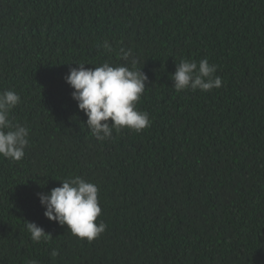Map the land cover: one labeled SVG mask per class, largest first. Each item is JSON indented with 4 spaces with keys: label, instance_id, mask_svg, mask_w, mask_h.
<instances>
[{
    "label": "trees",
    "instance_id": "trees-1",
    "mask_svg": "<svg viewBox=\"0 0 264 264\" xmlns=\"http://www.w3.org/2000/svg\"><path fill=\"white\" fill-rule=\"evenodd\" d=\"M122 48L148 78L136 107L151 123L99 141L64 77L131 68ZM205 58L222 87L177 91L180 61ZM5 90L30 145L0 157V264H264V0H0ZM77 176L107 226L91 242L38 197ZM26 221L51 237L33 242Z\"/></svg>",
    "mask_w": 264,
    "mask_h": 264
},
{
    "label": "clouds",
    "instance_id": "clouds-1",
    "mask_svg": "<svg viewBox=\"0 0 264 264\" xmlns=\"http://www.w3.org/2000/svg\"><path fill=\"white\" fill-rule=\"evenodd\" d=\"M104 48L111 51V45L105 41ZM121 58L129 61L126 65L113 66L105 62L100 66L85 68L84 63L71 67L64 77L65 82L74 90L72 98L78 108L87 116L86 126L99 141L112 138L113 129L120 131L128 128L140 132L150 126L149 115L136 107L145 91L147 76L137 69L138 60L130 49H121ZM217 66L210 64L207 58L196 61L181 60L172 74L174 88L177 91L191 89L204 92L222 87V79L215 75ZM20 96L13 90L0 92V157L20 161L29 147V129L10 119L11 110L20 102ZM103 121V123H102ZM111 121V123H109ZM44 215L50 221H56L74 236L88 242L98 238L106 230L103 221L96 223L101 215L98 201V187L82 179L73 177L61 181L49 193L38 194ZM26 228L33 242L48 240L51 234L34 222L26 221ZM56 250L52 256H57ZM30 264H38L36 260Z\"/></svg>",
    "mask_w": 264,
    "mask_h": 264
}]
</instances>
